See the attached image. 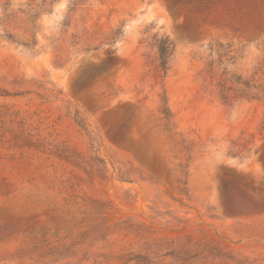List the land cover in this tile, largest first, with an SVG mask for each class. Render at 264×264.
Listing matches in <instances>:
<instances>
[{
    "label": "rangeland",
    "instance_id": "374dc122",
    "mask_svg": "<svg viewBox=\"0 0 264 264\" xmlns=\"http://www.w3.org/2000/svg\"><path fill=\"white\" fill-rule=\"evenodd\" d=\"M194 5L0 0V264H264V0Z\"/></svg>",
    "mask_w": 264,
    "mask_h": 264
},
{
    "label": "trees",
    "instance_id": "16d2710c",
    "mask_svg": "<svg viewBox=\"0 0 264 264\" xmlns=\"http://www.w3.org/2000/svg\"><path fill=\"white\" fill-rule=\"evenodd\" d=\"M217 1L218 0H207V1L199 0L197 2L196 0H189V1L188 0H173V3L178 4L182 2L183 4L188 3V4L194 5L195 4L194 2H196L198 4L194 6H198L200 8L201 7L207 8L208 6L214 4ZM119 34L120 32L116 30L112 32L111 36L106 37V40L108 41L109 46H111L114 40L118 38ZM153 46L156 48L155 58L151 60L150 63H154L155 70L162 76H165L174 58V51H175L174 44L168 36H156V38H154ZM111 61L112 60L110 59L104 64V67H103L104 71L107 70V67L109 66ZM211 65L212 63H209L207 65V69L205 70L212 72ZM222 75L223 76H220L217 82V86L219 89V95L222 100H227V93L230 91H235V93L239 92L240 94L244 96H247L249 94L248 90L250 88H249V85L245 81L237 82L243 85L242 88L241 87L235 88L233 87L232 84L230 85V83H233L231 82L232 78H234L233 75H228L226 71H224ZM163 113L167 115L166 108L163 109Z\"/></svg>",
    "mask_w": 264,
    "mask_h": 264
}]
</instances>
